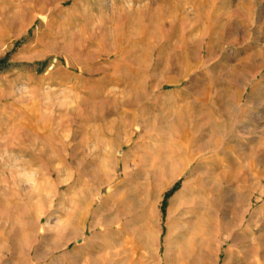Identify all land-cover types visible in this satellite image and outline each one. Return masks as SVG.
<instances>
[{
  "label": "rangeland",
  "instance_id": "1",
  "mask_svg": "<svg viewBox=\"0 0 264 264\" xmlns=\"http://www.w3.org/2000/svg\"><path fill=\"white\" fill-rule=\"evenodd\" d=\"M0 264H264V0H0Z\"/></svg>",
  "mask_w": 264,
  "mask_h": 264
},
{
  "label": "trees",
  "instance_id": "2",
  "mask_svg": "<svg viewBox=\"0 0 264 264\" xmlns=\"http://www.w3.org/2000/svg\"><path fill=\"white\" fill-rule=\"evenodd\" d=\"M176 186H177V184H175V186L173 187V189H175ZM173 189H172V190H173ZM172 190H171L170 192H168V193L165 194V198H166V196H167L169 193L172 192Z\"/></svg>",
  "mask_w": 264,
  "mask_h": 264
},
{
  "label": "bare ground",
  "instance_id": "3",
  "mask_svg": "<svg viewBox=\"0 0 264 264\" xmlns=\"http://www.w3.org/2000/svg\"><path fill=\"white\" fill-rule=\"evenodd\" d=\"M185 171V170H184ZM182 174V173H181Z\"/></svg>",
  "mask_w": 264,
  "mask_h": 264
}]
</instances>
